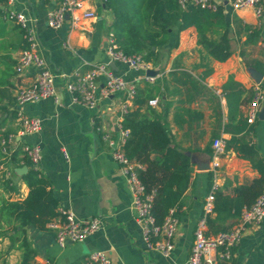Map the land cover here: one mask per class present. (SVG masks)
Returning a JSON list of instances; mask_svg holds the SVG:
<instances>
[{"label":"crops","instance_id":"obj_1","mask_svg":"<svg viewBox=\"0 0 264 264\" xmlns=\"http://www.w3.org/2000/svg\"><path fill=\"white\" fill-rule=\"evenodd\" d=\"M106 2H84L77 14L92 10L96 19H81L76 27L67 20L59 30H54L47 25V20L56 4L43 0H15L12 8L34 20L40 54L57 77L56 99L29 103L22 108L26 117L42 121L41 131L28 137H20L19 108L15 97L20 84L32 82L34 71L17 75V60L25 47V40L21 29L5 19V3L0 5V165L8 161L2 154L1 141L9 135L15 136L18 151L25 144L40 146L43 155L37 169L59 199V209L70 210L79 219L98 218L102 222V229L84 243H70L65 248L56 243L55 232L48 226L46 231L29 227L27 238L36 251L30 264H92L89 257L95 251L106 252L114 264H187L211 188L213 142L222 140L225 143L235 136L226 131L229 106L225 87L232 80L248 91L241 108L245 118L248 117L249 99L255 91L259 89L264 96V73L252 67L259 65L264 69V13L257 18L251 8L234 14L226 8L233 29L229 34L232 55L225 62L216 61L198 45L195 28L182 32L177 49L170 50L172 39L160 50L157 62L150 63L155 77L147 81L146 71H135L110 60L107 47L110 36L114 35V15ZM246 27L260 31L256 43L247 42L250 34L242 31ZM94 64H110L115 75L128 81L137 80L141 95L147 100L142 114H149L152 110L168 129L172 145L191 159L192 177L181 207L176 210L179 226L169 259L146 248L136 213L131 207L132 197L126 179L101 132L97 131L101 128L119 140L118 125L123 120L120 107L124 94L100 99L98 107L90 110L74 102L60 78L63 73L86 72ZM209 70L212 73L207 76ZM99 84L104 87L106 78L101 77ZM152 99L159 101L157 107L149 106ZM260 111L264 114V101ZM236 136L254 144L264 159V120L255 122L254 131ZM18 159L8 165L15 172L10 187L5 186L0 172V203L3 200L23 201L29 195L23 175L16 174V170L26 167L27 174L33 166L22 151ZM220 164L218 191L225 196L234 198L236 188L260 177L251 163L234 151L225 152ZM216 218L214 212L209 215L211 224L206 222L207 235L229 231L239 222L238 218H230L214 223ZM22 256L21 250L12 247L10 238L0 239V264H20ZM220 264H264V221L248 227L231 262Z\"/></svg>","mask_w":264,"mask_h":264},{"label":"trees","instance_id":"obj_2","mask_svg":"<svg viewBox=\"0 0 264 264\" xmlns=\"http://www.w3.org/2000/svg\"><path fill=\"white\" fill-rule=\"evenodd\" d=\"M2 3L5 0H0V5ZM106 6L114 15L112 28L120 49L128 56H140L145 63L157 62L160 50L167 47L172 39L170 50L177 49L181 33L190 28L197 31L198 45L216 61L225 62L232 55L229 34L233 26L227 19L224 6L217 11L196 6L183 10L179 0H107ZM242 31L249 32L248 43H256L260 38L258 30L246 27ZM237 34L240 35L241 31L238 30ZM252 67L264 73L259 65ZM211 73L209 70L207 76ZM225 90L228 91L229 106L226 131L235 135L225 142V152L234 151L248 160L260 177L236 188L234 198L217 191L213 210L217 218L214 223L221 219H240L243 211L256 202L264 189V159L254 144L236 136L255 129V123H250L241 112L248 91L232 80ZM146 105L147 100L138 86L134 107L122 121L123 128L130 131L124 149L129 159L141 164L140 179L147 193L153 195L152 212L157 223L162 224L170 210L181 207L190 186L193 165L189 156L172 145L169 131L161 119L152 110L149 114H142ZM20 153L17 150L12 156L13 163L19 161ZM22 178L30 190L29 195L23 201L3 200L0 203V239L10 238L12 247L23 252L20 264H30L36 251L28 241L27 229L33 227L46 231L48 224L59 217L60 202L39 171L31 168ZM212 182L211 174L210 187ZM10 185V181H5L7 188ZM207 223L211 224L209 216Z\"/></svg>","mask_w":264,"mask_h":264},{"label":"built area","instance_id":"obj_3","mask_svg":"<svg viewBox=\"0 0 264 264\" xmlns=\"http://www.w3.org/2000/svg\"><path fill=\"white\" fill-rule=\"evenodd\" d=\"M56 4V8L48 16L47 25L59 30L67 20H70L73 27H76L81 19H96L97 15L92 10H86L81 15L77 14L83 8V4L89 0H43ZM15 0H5L3 14L6 20L14 22L23 32L25 47L20 52L16 65V73L23 76L28 71H34V78L29 84H20L15 97L18 110V122L21 126L20 137H28L38 134L42 129V121L37 118H28L22 113V108L29 103H35L48 98L57 97L56 76L48 69L45 59L40 54L37 32L33 27L34 20L23 12H17L12 7ZM181 9L188 6H196L201 9L217 11L220 6L228 7L232 12H238L247 8L253 9L255 16L261 18L264 13V0H179ZM81 16V17H80ZM107 54L112 62H120L135 71H148L150 64L142 61L140 56L126 55L119 47L114 35L108 41ZM147 75V74H146ZM106 78L104 87H100L99 79ZM64 80L65 90L72 96L74 102L94 110L98 107L100 99H109L115 94H124V100L120 112L124 118L134 107L137 96L138 81H128L121 76L114 74L110 64H94L86 72L76 71L70 75L61 74ZM154 77L146 76L147 81ZM263 93L257 89L249 104L248 120L255 123L259 119ZM149 106L157 107L159 101L152 99ZM123 121V120H122ZM122 121L118 125L119 140L109 133L101 132L103 140L112 151L115 162L126 179L129 187L132 202L131 207L136 213V221L140 226L143 238L148 250L157 251L165 258H171L175 248L174 238L176 236L179 219L176 210H170L162 224L157 223L152 212L153 195L148 194L145 185L142 183L139 172L141 164L131 160L126 155L124 146L130 136V131L123 128ZM15 136L9 135L1 141V151L8 160L0 165V172L4 181H11L15 172L8 167L12 163V156L15 148ZM214 162L212 167L213 182L204 205V217L200 220L195 231L194 245L187 264H220L229 263L234 257V251L240 244L243 232L250 226L260 225L264 221V189L256 202L248 209H245L239 222L231 230L219 232L215 235H207V217L213 213L215 193L219 190V171L221 159L225 155V143L222 140H215L213 143ZM22 154L32 164L34 170L38 171L37 165L42 159L40 146L23 145ZM65 157L69 156L64 150ZM59 217L48 224V228L55 232V241L65 248L68 244L84 243L90 236L102 229L100 219H79L72 211L60 208ZM92 264H114L109 255L104 251L91 253Z\"/></svg>","mask_w":264,"mask_h":264},{"label":"water","instance_id":"obj_4","mask_svg":"<svg viewBox=\"0 0 264 264\" xmlns=\"http://www.w3.org/2000/svg\"><path fill=\"white\" fill-rule=\"evenodd\" d=\"M146 74H147V76L155 77V72H153V71H151V70H148V71L146 72ZM259 120H264V114L261 113V111H260V113H259ZM26 172H27V168H26V167H25V168H21V169L16 170V174H18V175H20V176L24 175Z\"/></svg>","mask_w":264,"mask_h":264},{"label":"rangeland","instance_id":"obj_5","mask_svg":"<svg viewBox=\"0 0 264 264\" xmlns=\"http://www.w3.org/2000/svg\"><path fill=\"white\" fill-rule=\"evenodd\" d=\"M23 253V252H22Z\"/></svg>","mask_w":264,"mask_h":264}]
</instances>
